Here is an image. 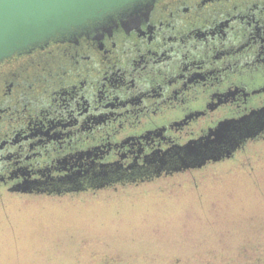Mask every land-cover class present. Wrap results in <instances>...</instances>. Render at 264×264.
Wrapping results in <instances>:
<instances>
[{"label":"flooded vegetation","instance_id":"flooded-vegetation-1","mask_svg":"<svg viewBox=\"0 0 264 264\" xmlns=\"http://www.w3.org/2000/svg\"><path fill=\"white\" fill-rule=\"evenodd\" d=\"M142 5L0 62V196L96 195L238 170L252 178L264 132L202 166L185 167L205 153L184 147L222 122L262 116L264 0Z\"/></svg>","mask_w":264,"mask_h":264},{"label":"rangeland","instance_id":"rangeland-1","mask_svg":"<svg viewBox=\"0 0 264 264\" xmlns=\"http://www.w3.org/2000/svg\"><path fill=\"white\" fill-rule=\"evenodd\" d=\"M253 149L252 178L238 170L96 195H1L0 264H264V143Z\"/></svg>","mask_w":264,"mask_h":264},{"label":"water","instance_id":"water-1","mask_svg":"<svg viewBox=\"0 0 264 264\" xmlns=\"http://www.w3.org/2000/svg\"><path fill=\"white\" fill-rule=\"evenodd\" d=\"M143 1L145 0H0V62L47 44L56 37L111 18L115 13L133 14L141 10ZM258 113H263L262 116L257 115L261 120L264 108ZM248 118L250 117L236 120L237 123L233 124H229L230 121L222 122L206 139L185 145L186 152L194 153L189 149H199L206 154L202 155L200 161L185 164V167L202 166L205 161L223 155L227 147L238 146L242 141L264 132V125H258L259 120L249 123L246 121ZM235 147L229 152H233Z\"/></svg>","mask_w":264,"mask_h":264},{"label":"trees","instance_id":"trees-1","mask_svg":"<svg viewBox=\"0 0 264 264\" xmlns=\"http://www.w3.org/2000/svg\"><path fill=\"white\" fill-rule=\"evenodd\" d=\"M219 259H221V258H219ZM229 260V259H228ZM231 260V259H230ZM205 264H208V263H205Z\"/></svg>","mask_w":264,"mask_h":264}]
</instances>
